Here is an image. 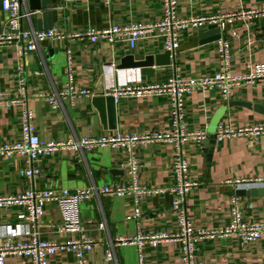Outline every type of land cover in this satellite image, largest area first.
Instances as JSON below:
<instances>
[{
  "label": "crops",
  "instance_id": "0c3cea01",
  "mask_svg": "<svg viewBox=\"0 0 264 264\" xmlns=\"http://www.w3.org/2000/svg\"><path fill=\"white\" fill-rule=\"evenodd\" d=\"M23 3L30 10L29 0ZM255 9H264V0H177L176 15L190 20ZM7 19L0 1V36L7 32ZM164 19L163 0H114L110 5L104 1L40 0V9L32 11L30 20L23 26L29 31L56 28L74 34L112 25L158 24ZM210 27L202 25L180 31V49L175 60L167 55L163 38L154 36L139 41L135 47L126 42L111 46L76 39L45 41L36 51L21 53L15 46L0 45V94L14 101L8 107L0 106V146L22 140L26 110L31 114L36 133L45 142L172 132L170 96L128 97L114 103L104 93L118 85H163L176 76L192 80L219 73V35L230 45L232 75L247 76L254 65L264 62V17L238 19L220 33ZM68 50L74 60L72 85L77 91H89L90 95L61 99L54 108L47 97L66 90ZM136 63L143 65L132 69ZM122 64L126 66L119 70ZM20 66L26 77L24 94L18 73ZM184 114L189 131L207 133L205 141L190 140L183 146L190 164V178L198 183L188 196V219L198 230L228 227L234 205L232 198L236 197L243 218L263 224L264 195L239 196L233 183L264 177V135L257 142L249 137H233L219 143L216 132L220 124H230L236 129L264 125V82L235 87L228 101L215 88L194 92L186 99ZM135 151L141 187L163 189L175 185L172 163L176 150L172 144L151 142ZM39 164L42 175L31 180L21 174L29 167L26 158L0 156V197L32 189L77 191L132 183L127 154L111 147L60 151L42 158ZM135 203L130 195L100 194L80 205L82 236L96 243L85 264H139L135 244L116 247L114 261L107 260L106 251L117 238L181 233L170 193L140 198L139 219L132 218ZM19 212L16 208L0 210V235L5 234L6 227L19 224ZM101 223L105 229H99ZM60 224L61 213L55 205H48L38 226L41 238L57 242L81 238V235L61 233ZM143 253L145 264H184L179 241L164 242L158 248L148 244ZM193 256L195 264H264V236L254 243L236 237L202 241L196 245ZM6 264L29 262L10 256ZM50 264L80 263L71 252L58 253L50 258Z\"/></svg>",
  "mask_w": 264,
  "mask_h": 264
},
{
  "label": "built area",
  "instance_id": "2783aa9c",
  "mask_svg": "<svg viewBox=\"0 0 264 264\" xmlns=\"http://www.w3.org/2000/svg\"><path fill=\"white\" fill-rule=\"evenodd\" d=\"M2 9L7 15V32L0 36V45L15 46L21 53L34 52L40 43L45 41H75L76 39H88L91 43L104 42L108 45L126 42L131 47L148 37H162L164 49L169 52L171 59L176 58L180 49L178 33L180 31L192 30L202 25L216 26L224 32L238 19L250 17H264V9L240 11L229 15L215 17H203L199 19L184 20L177 18V0H163L165 8V19L158 24H137L119 26L112 25L106 29H88L87 31L66 34L56 28L34 31L26 30L23 23L30 20L32 11L24 8L23 0H0ZM104 1L111 4L114 0H86ZM218 54L221 59V70L213 76H206L200 79L186 80L179 76L170 79L163 85L151 86H115L106 92L118 102L128 97H146L151 95H168L171 97V123L173 131L170 133H147L142 135H116L94 138H71L63 141L45 142L36 133L32 123L29 110H26L22 121V140L11 145L0 146V156L12 157L21 155L27 159L29 167L23 169V177L31 180L38 179L42 175L40 160L51 157L60 151H92L97 148L111 147L123 150L128 156V174L132 183L130 186H105L101 189H81L71 191L69 189H44L26 190L18 195L0 197V210L18 209L17 215L19 224L5 228V234L0 235V264H6L8 257L13 256L29 264H50V258L58 253H75L80 264H85L86 256L91 252L96 243L83 238V221L80 215V205L90 197L97 195L123 197L133 196L135 209L132 218L139 219L141 211L139 208L140 198L143 196L162 195L170 193L173 196V211L177 215L181 233L169 235L166 233L156 235L138 234L134 238H117L111 243L106 251L108 261H114L115 248L135 244L139 253V264H145L143 248L151 245L158 248L164 242H177L182 244L184 264H195L194 251L199 242L211 241L218 238H239L245 243H254L264 236V223L254 224L246 221L242 216V210L233 197L231 210V222L228 227L216 229H196L188 219L187 201L190 192L198 187V183L190 178V164L185 158L183 146L190 140L205 141V131H189L185 124V103L186 99L194 92L208 89H218L225 101L230 99L232 90L244 83L256 84L264 82V62L257 63L249 75L244 77L234 76L231 73L232 54L229 43L222 37L217 40ZM74 60L71 51H67L66 74L68 83L66 90L56 95L47 97L49 102L57 107L59 101L64 98H76L89 96L86 90L77 91L72 82ZM18 73L21 77L22 94L26 88V77L24 69L19 67ZM24 92V93H23ZM14 101L5 99L0 94V106H10ZM264 135V125L252 128H234L230 124H220L216 132V140L221 143L233 137H249L257 142ZM151 142L169 143L175 147L176 155L173 159L172 170L176 183L170 188L147 189L139 185L140 164L135 155L140 145ZM237 190H253L264 188V177L253 180H236L233 183ZM53 204L61 213V224L59 231L65 234L81 235L80 239H67L63 242L50 241L41 238L39 224L43 222L46 207ZM99 229H105L101 223ZM28 238L23 240L22 237Z\"/></svg>",
  "mask_w": 264,
  "mask_h": 264
},
{
  "label": "water",
  "instance_id": "95a60500",
  "mask_svg": "<svg viewBox=\"0 0 264 264\" xmlns=\"http://www.w3.org/2000/svg\"><path fill=\"white\" fill-rule=\"evenodd\" d=\"M29 6H30V10L31 11H36V10H39L40 9V0H29ZM210 28H213V29H217V32L220 33V30L216 27V26H212ZM220 38V35L217 37V40ZM167 55H170L169 52H166ZM145 64H148L146 62H144V65ZM143 63H136V64H133L132 65V69H137V68H140L142 67ZM126 65L122 64L121 66H119V70L120 69H124ZM108 98H111L112 101H114V103L116 102L115 101V98L111 95H107L106 93H104ZM248 107H250L251 105L250 104H247ZM237 194L239 196H255L257 194L259 195H264V188H261V189H253V190H238L237 191Z\"/></svg>",
  "mask_w": 264,
  "mask_h": 264
}]
</instances>
